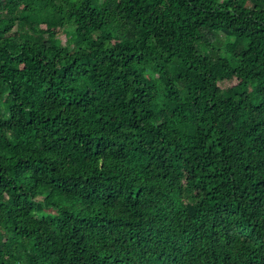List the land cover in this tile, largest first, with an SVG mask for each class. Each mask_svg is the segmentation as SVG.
<instances>
[{
	"label": "trees",
	"instance_id": "trees-1",
	"mask_svg": "<svg viewBox=\"0 0 264 264\" xmlns=\"http://www.w3.org/2000/svg\"><path fill=\"white\" fill-rule=\"evenodd\" d=\"M0 264H264V0H0Z\"/></svg>",
	"mask_w": 264,
	"mask_h": 264
},
{
	"label": "rangeland",
	"instance_id": "rangeland-1",
	"mask_svg": "<svg viewBox=\"0 0 264 264\" xmlns=\"http://www.w3.org/2000/svg\"><path fill=\"white\" fill-rule=\"evenodd\" d=\"M60 37H61V39H62L63 41L65 40V36H64V35H61Z\"/></svg>",
	"mask_w": 264,
	"mask_h": 264
}]
</instances>
